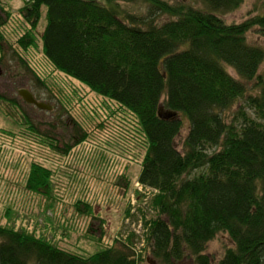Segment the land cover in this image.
<instances>
[{"label":"trees","instance_id":"obj_1","mask_svg":"<svg viewBox=\"0 0 264 264\" xmlns=\"http://www.w3.org/2000/svg\"><path fill=\"white\" fill-rule=\"evenodd\" d=\"M134 2L146 4L148 14L125 13L121 4ZM201 2L204 7L165 0H30L20 9L28 28L17 43L24 51L38 48L36 31L46 7L45 57L96 95L101 127L113 126L81 160L105 173L114 169V157L141 159L136 176L130 180L128 167L124 177L128 195L136 182L146 190L137 192L143 233L113 244L101 236L98 250L87 255L79 254L82 248L67 251L62 242L72 232L95 242L96 232L83 234L74 220L97 218L93 202L85 199L87 181L52 161L32 160L22 185L43 221L35 216V230L28 223L18 228L1 222L10 221L14 208L0 212V264H264V44L248 37L253 30L264 33V13L230 24L224 14L244 0ZM156 14L168 19L156 23ZM11 17L0 0V28ZM13 58L49 92L19 53ZM2 100L9 101L0 95ZM161 110L177 116L162 117ZM21 116L19 132L0 129L10 138L8 148L22 140L67 158L88 139L84 133L64 142ZM182 116L189 128L179 146ZM63 178L75 199L70 217L61 205L67 201L56 193ZM148 189L155 193L149 196ZM221 233L233 245L215 258L207 248Z\"/></svg>","mask_w":264,"mask_h":264},{"label":"rangeland","instance_id":"obj_2","mask_svg":"<svg viewBox=\"0 0 264 264\" xmlns=\"http://www.w3.org/2000/svg\"><path fill=\"white\" fill-rule=\"evenodd\" d=\"M30 0H3V5L7 11L12 14L9 22L0 28V45L4 48V53L0 48V95L9 101H0V129L19 132L24 123L20 122L21 114L29 117L43 132L54 135L57 139L70 143L73 137L81 136L86 133L87 141L78 146L67 158H60L45 148L28 146L24 141L18 140L14 145L8 148L10 138L0 135V212L5 213L8 206L14 208L11 212L10 221L2 217L3 224H13L21 227L23 224H30L29 228H37V219L39 224L43 218L40 214H35L32 206L27 202L33 195L27 190L24 191L22 180L24 172L28 170L32 160L40 162L52 161L53 164L60 166L63 172L76 173L77 176L85 178L88 184L89 193L85 196L87 201L94 204V216L78 217L75 215L76 227H79L83 234L90 228L96 234H93L92 242L80 235L78 232H72L66 241L62 242V247L67 251H77L79 254L94 253L98 250L96 245L98 238L102 237L105 244H113L115 240L128 238L132 233L137 236L142 235L143 227L139 219V197L137 192L141 186L136 182L131 188L129 195L126 193L128 184L124 174L129 167L130 180L134 178L141 169V159L139 157L121 160L114 157V169L110 172L92 171L89 166L83 162L80 155L83 151L87 152L90 148L108 138L113 132V126L101 127V120L96 116V109L100 108L99 99L88 88L77 80L69 78L63 73L57 72L52 64L47 60L43 53L41 37L47 25L46 10H42V17L39 27L36 31L38 37V48L24 51L17 43L18 38L24 34L28 28L24 21L20 9ZM170 4H189L196 7H204L201 0H165ZM121 7L125 13L135 15L148 14V7L141 2L122 3ZM264 13V0H244L242 6L233 12L224 14L227 23H242L256 15ZM164 14H156V23L167 20ZM249 41L256 44H264V33L253 30L248 34ZM19 53L28 63L30 70L47 82L49 92L45 89H39L38 84L32 72L18 65L13 55ZM264 67V65H263ZM236 77V72L229 71ZM27 89L33 93L39 102H44L55 106V110L45 111L34 105L27 104L19 91ZM12 105H15L13 107ZM15 108V110H14ZM7 113L11 116H7ZM21 113V114H20ZM185 127L181 135L177 138L180 146L186 137L189 128V122L182 116ZM77 123V125H76ZM114 123V122H113ZM76 126L78 128H76ZM47 164V162H46ZM195 174V173H194ZM67 179L63 178L57 188L56 193L63 197L67 203H61L63 210L68 217L73 215V207L70 204L75 200L71 197V191L67 190ZM127 184V186H126ZM8 185V186H7ZM139 186V187H138ZM8 187V188H5ZM78 185L74 190L75 198L80 196ZM146 192V190H143ZM151 196V192H147ZM70 200V201H69ZM41 199H36L34 206L39 207ZM74 202V201H73ZM134 208V209H132ZM37 217V219L35 218ZM36 223V225H34ZM104 231V233H103ZM61 243V242H60ZM233 242L226 233H221L212 242L209 243L207 252L215 257H220L227 247H231ZM155 264V263H154ZM183 264H190L189 262Z\"/></svg>","mask_w":264,"mask_h":264},{"label":"water","instance_id":"obj_3","mask_svg":"<svg viewBox=\"0 0 264 264\" xmlns=\"http://www.w3.org/2000/svg\"><path fill=\"white\" fill-rule=\"evenodd\" d=\"M19 94L21 95V97L23 98V100L30 104V105H34L36 106L37 108L41 109V110H45V111H51L52 110V107L47 104V103H44V102H39L35 97L34 95L26 90V89H23V90H20L19 91ZM160 116L162 117H167V118H170V117H175L177 116V113H168L166 116L163 115V112L162 110L160 111Z\"/></svg>","mask_w":264,"mask_h":264}]
</instances>
